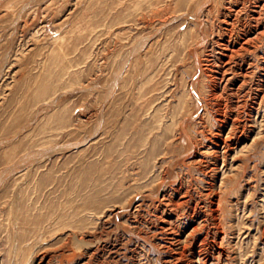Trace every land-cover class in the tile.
I'll use <instances>...</instances> for the list:
<instances>
[{
  "label": "rangeland",
  "instance_id": "obj_1",
  "mask_svg": "<svg viewBox=\"0 0 264 264\" xmlns=\"http://www.w3.org/2000/svg\"><path fill=\"white\" fill-rule=\"evenodd\" d=\"M0 264H264V0H0Z\"/></svg>",
  "mask_w": 264,
  "mask_h": 264
}]
</instances>
